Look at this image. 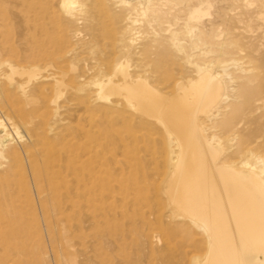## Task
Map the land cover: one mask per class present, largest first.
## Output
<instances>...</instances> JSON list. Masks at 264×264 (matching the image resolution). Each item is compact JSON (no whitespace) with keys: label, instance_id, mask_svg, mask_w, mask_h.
<instances>
[{"label":"bare ground","instance_id":"obj_1","mask_svg":"<svg viewBox=\"0 0 264 264\" xmlns=\"http://www.w3.org/2000/svg\"><path fill=\"white\" fill-rule=\"evenodd\" d=\"M145 188L165 264H264V0H0V252L24 196L36 263H150Z\"/></svg>","mask_w":264,"mask_h":264},{"label":"rangeland","instance_id":"obj_2","mask_svg":"<svg viewBox=\"0 0 264 264\" xmlns=\"http://www.w3.org/2000/svg\"><path fill=\"white\" fill-rule=\"evenodd\" d=\"M15 10V9H13ZM140 36L145 35L144 33L139 34ZM143 135L147 136L150 133V130L143 129L141 132ZM149 196V189L145 188L144 191H141L139 194L133 196L132 199V206L130 210V216L133 220L130 224V235H128V243L129 245L126 246V251L138 254V252L142 251V249L146 250L147 254L151 256L150 263L147 261L146 264H165L161 252L163 249L168 247L169 252L180 253V252H187L189 256L193 254H203L205 252L204 249L195 251L189 244L185 242L184 237L181 235H175L172 239H167L162 231L158 227H152L153 232L159 233L161 235V242L160 244H151L148 243L143 246L142 240L140 238L139 233H141L144 229H146L145 221L148 220L149 222L153 221V226H156V221L158 220V216L162 215L165 220H170V207L168 206L169 203L167 201L166 195L160 196V199L152 200ZM165 201H164V200ZM160 200V201H159ZM157 201L159 203H157ZM168 203V204H167ZM21 205V212H22V225L18 230L19 234L15 239V236L8 235L7 236V244L8 247H4L7 250H11L13 247L22 246L23 244L27 245V249L29 252L23 254L19 257L15 256L14 259H18V263L16 264H38L35 262L36 256L40 252V248L44 249L45 245L41 243L46 242V238L42 239L39 229L36 225V219H34V215L30 214L32 208L27 205V199L22 196L20 201L18 202ZM168 207V208H167ZM168 209V210H167ZM156 219V220H155ZM155 223V224H154ZM157 228V229H156ZM156 229V230H155ZM150 230V228L148 229ZM162 244V245H161ZM47 245V244H46ZM143 247V248H142ZM177 247V248H176ZM139 250V251H138ZM181 250V251H180ZM1 253L0 264H13L12 261H6V257L4 256V252ZM48 256L47 262L50 264H58V258L55 253L51 251V249L47 246ZM157 251V252H156ZM121 252V250H120ZM20 261V262H19Z\"/></svg>","mask_w":264,"mask_h":264}]
</instances>
